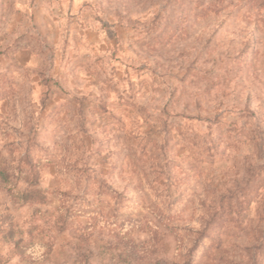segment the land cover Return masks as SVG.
<instances>
[{
    "label": "rangeland",
    "instance_id": "374dc122",
    "mask_svg": "<svg viewBox=\"0 0 264 264\" xmlns=\"http://www.w3.org/2000/svg\"><path fill=\"white\" fill-rule=\"evenodd\" d=\"M29 151L48 201L0 189V245L14 224L53 261L8 264H111L116 228L59 224L104 188L178 228L133 236L152 260L264 264V0H0V156Z\"/></svg>",
    "mask_w": 264,
    "mask_h": 264
},
{
    "label": "trees",
    "instance_id": "16d2710c",
    "mask_svg": "<svg viewBox=\"0 0 264 264\" xmlns=\"http://www.w3.org/2000/svg\"><path fill=\"white\" fill-rule=\"evenodd\" d=\"M20 183H24L26 188L20 189ZM40 170L39 165L35 164L32 152L29 151L26 157L19 160L17 166H12L7 159L0 156V189L6 191L15 202L21 204H45L48 201L47 196L39 189ZM107 196L114 193L113 199L115 202L111 209L107 212L96 211L93 213L70 212L65 210L62 214L63 219L59 222L62 230H67V225L72 215L79 214L80 216L88 217L89 221L82 229V237L88 231H94L98 227L116 228V240L119 244L118 252H110L105 246L99 247V256L102 262L111 264H167L163 260L150 259L146 244L137 243L133 240L136 234H145L149 238V243L157 246L161 237V226L173 232L178 228L172 226L167 221V217L159 211L152 212L155 219L146 216H137L134 213L120 215L122 211V200H117V192L104 188L102 191ZM102 193V194H103ZM222 208H218L211 215L210 222L201 232H197L196 239L200 240L219 220L222 218ZM192 232V231H191ZM3 240L0 245V264H8L13 258L20 257L21 259H33L37 256V260L53 261L52 252H33L37 247L42 248V244H31L24 237L22 230H17L16 225L11 224L8 232L1 233ZM196 247V246H195ZM195 247L190 249L185 255V264L192 262V254ZM84 257L83 253L79 254ZM85 260L87 257H84Z\"/></svg>",
    "mask_w": 264,
    "mask_h": 264
}]
</instances>
